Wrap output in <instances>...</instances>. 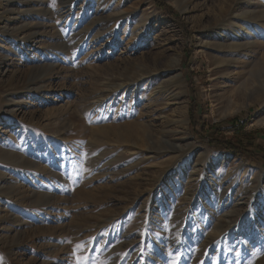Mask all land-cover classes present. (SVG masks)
Wrapping results in <instances>:
<instances>
[{"label": "rangeland", "instance_id": "374dc122", "mask_svg": "<svg viewBox=\"0 0 264 264\" xmlns=\"http://www.w3.org/2000/svg\"><path fill=\"white\" fill-rule=\"evenodd\" d=\"M163 1L0 0V264H264V0Z\"/></svg>", "mask_w": 264, "mask_h": 264}, {"label": "trees", "instance_id": "16d2710c", "mask_svg": "<svg viewBox=\"0 0 264 264\" xmlns=\"http://www.w3.org/2000/svg\"><path fill=\"white\" fill-rule=\"evenodd\" d=\"M159 5L167 10L168 7L163 0H157ZM192 91V102L190 106V117L194 126H198V120L196 118V114L198 113V105L196 104V100L193 94L194 89L191 88ZM200 119H203L200 117ZM204 120V119H203ZM247 120L240 118L239 116H235L228 121H224L221 123V127L219 125H214L217 130V135H207L208 144L212 147L222 146L225 150L238 155L239 157H246L247 155H251L257 161H264V148L261 144H257L255 142V137L251 132H246L244 130ZM207 122L202 121V127L205 128ZM224 131H231V136H225Z\"/></svg>", "mask_w": 264, "mask_h": 264}, {"label": "bare ground", "instance_id": "6f19581e", "mask_svg": "<svg viewBox=\"0 0 264 264\" xmlns=\"http://www.w3.org/2000/svg\"><path fill=\"white\" fill-rule=\"evenodd\" d=\"M64 12V11H63ZM121 17H118L117 19H120ZM146 26V25H145ZM144 27V26H143ZM143 27L142 28H140L139 30L136 28V27H134L133 29H132V33L135 35V36H137V38H139V36H140V34H141V32H142V29H143ZM145 28V27H144ZM240 30L242 29V28H239ZM242 31V30H241ZM241 31H237V33L240 35L241 34ZM236 41V40H235ZM175 65L173 66V67H178L179 65H180V57L179 56H177L176 57V60H175ZM143 68L142 67H140V68H138V71H140V73H138V71H137V73H136V75H137V77H135L134 79H132L131 81H136V82H134V83H137V81L139 82L140 80H145V79H150V80H152L153 79V73L151 72V71H148V70H142ZM179 76H181V73H179L178 74ZM149 80V81H150ZM118 88H120V89H123V88H125V87H127V85H124L123 83L122 84H120V85H118L117 86ZM128 89V88H127ZM125 92V91H124ZM256 123H264V116H262V117H260L257 121H255ZM255 124V123H254ZM169 140V142H171V145L172 146H170V148H165V150H171V151H169V152H172L174 155H178L179 153H183L184 152V147H183V145L182 144H180V143H178L176 140L174 141V140H172V139H168ZM162 151H160V153H161ZM165 152V151H164ZM168 152V151H167ZM167 153H163L162 155L164 156V155H166ZM165 157V156H164ZM171 159V157H166L161 163L162 164H164V163H166L167 161H169ZM160 163V164H161ZM247 194V193H246ZM255 201V200H254ZM248 204H249V202H248ZM251 205V204H250ZM235 223V222H234ZM237 223V222H236ZM230 224V223H229ZM228 224V225H229ZM230 227L231 228H234V225H230Z\"/></svg>", "mask_w": 264, "mask_h": 264}]
</instances>
